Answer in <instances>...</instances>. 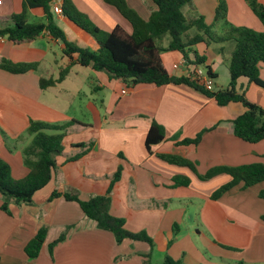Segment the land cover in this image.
<instances>
[{
  "label": "crops",
  "instance_id": "crops-1",
  "mask_svg": "<svg viewBox=\"0 0 264 264\" xmlns=\"http://www.w3.org/2000/svg\"><path fill=\"white\" fill-rule=\"evenodd\" d=\"M0 1L2 27L23 11L24 0ZM71 1L100 30L112 32L120 26L131 32L129 22L105 0ZM126 1L145 20L156 10L150 0ZM224 1L229 24L264 31L246 0ZM218 2L193 0L184 14L204 17L206 24L213 26ZM260 2L264 4V0ZM60 4V0L54 3L55 6ZM53 8L54 21L69 41L81 48L98 50L99 45L92 36L62 14H56ZM28 22L45 23L44 10H30ZM225 29V22H220L213 27V32L219 34ZM193 49L199 56L206 57L205 67H210L217 75V82L213 81L215 90L227 88L230 83L228 63L234 42L200 44ZM190 57L193 61V53ZM182 58L177 52L162 54L163 64L172 76H187L199 67L189 63L188 68H173ZM3 59L38 64L37 70L19 75L0 69V157L11 167L15 180L29 174L23 151L32 141L31 137L24 138L31 121L63 125L75 120L83 126L75 125L68 130L63 153L56 158L52 181L33 196L31 204H11L6 213L1 209L0 194V264H143L147 254H151L155 263L170 257L182 264H242L240 257L212 251L204 242H196L190 233L185 235L179 227L180 232L173 235L176 225H185L194 215L197 223H205L213 229L214 237H219L221 243L235 240L232 248L246 247L248 261H264V222L261 220L264 200L259 197L264 182L245 190L241 183L214 201L211 195L231 181L229 175L202 181L190 169L158 158L160 154L186 158L196 164L202 176L215 167L264 164V141L251 144L234 134L233 120L245 112L241 104L220 107L187 86L141 84L129 87L120 80L110 79L105 72L79 65L72 66L61 83L43 89L41 80L57 79L61 69L70 65V60L63 55V45L48 33L32 42L14 43L0 38V63ZM260 77L264 81V66ZM240 84L247 99L264 109V88L246 80ZM125 89H128L126 95L123 94ZM153 121L164 127L166 141L154 146L149 153L145 140ZM199 133L203 134L198 146L178 145ZM80 144L92 148L86 152L85 148L75 147ZM76 155L81 157L69 161ZM119 168L122 174L111 194V214L125 219L128 231L146 232L153 241L160 239L152 251L145 242L125 240L118 244L115 236L99 229L76 202L64 198L48 201L54 191L77 190L83 201L103 196ZM176 176L189 177L191 185L172 188ZM194 196L204 198L203 202H186ZM43 227L48 229L45 243L39 256L30 259L25 247ZM65 231V241L58 244L51 255L50 244ZM195 232L200 235L197 228Z\"/></svg>",
  "mask_w": 264,
  "mask_h": 264
},
{
  "label": "trees",
  "instance_id": "trees-1",
  "mask_svg": "<svg viewBox=\"0 0 264 264\" xmlns=\"http://www.w3.org/2000/svg\"><path fill=\"white\" fill-rule=\"evenodd\" d=\"M57 0H24L23 11L12 17L11 21L0 27V38H7L14 43L32 42L45 33L51 35L53 40L63 45V55L70 60V65L61 69L57 79L41 80L43 89L54 86L65 80L72 66L90 67L96 72H105L112 80H120L129 87L137 85H152L163 87L168 85L187 86L205 97L214 100L220 107L232 103L241 104L245 112L233 120L234 134L237 138L251 144L264 141V109L251 103L241 87L240 81L246 80L249 84L264 88V81L260 77V69L264 66V31L258 32L247 27H236L227 22V4L219 0L215 11V23L209 26L204 17H187L183 10L192 6L193 0H150L156 10L148 20L143 19L136 10L130 7L126 0H105L114 6L131 25V32L117 26L112 32H104L95 26L87 16L81 14L71 0H60L62 15L75 24L79 29L92 36L98 43L97 51L81 48L69 41L66 33L56 25L52 8ZM247 5L264 27V4L260 0H246ZM42 9L45 12L46 22L32 24L28 22V12ZM225 22L226 29L222 34L213 32V27ZM234 42V49L228 63L230 76L229 86L225 89L215 90L208 88L200 82L193 81L191 75L172 76L165 68L162 54L177 52L189 63L195 66L204 65L206 57H201L193 49L195 46L212 43L223 44ZM193 53L194 60L190 55ZM37 63H13L3 59L0 69L11 74L19 75L35 71ZM209 77L215 81L217 75L213 74L210 67H206ZM191 74V73H190ZM214 83V82H213ZM75 125H81L73 120L63 125H52L44 122L31 121L26 132L31 137V143L24 149L23 157L29 174L21 180H15L11 167L0 157V194L3 198L2 211L9 213V206L29 205L33 196L45 188L53 179L57 168L56 158L64 150L63 140L68 130ZM83 126V125H81ZM199 133L193 139H184L179 146H198L202 139ZM166 141L164 127L156 121L148 131L145 147L150 153L152 148ZM85 148L86 152L92 148L85 144L76 145ZM81 155H76L69 161L78 160ZM158 158L168 164L190 169L202 181H208L222 174L231 177V181L216 190L210 197L218 200L224 194L243 183L242 189H248L264 182V164H251L240 167H215L205 175H199L196 164L178 155L160 154ZM122 168H119L111 180L108 192L103 196H92L89 200L80 199L77 190L64 193L54 191L49 202L64 198L69 202L79 204L85 216L97 223L101 230L112 233L118 244L125 240L147 243L151 251L154 249L153 239L146 233H132L126 228L123 218L111 214V194L115 184L120 180ZM172 188L189 187L191 179L186 176H176L172 180ZM264 200V190L259 193ZM261 220L264 222V215ZM175 230H178L176 225ZM48 229L41 228L37 235L25 247L28 258L35 259L39 256L45 243ZM67 231L49 246L50 254L54 248L65 241ZM143 264H182L170 257L162 263L151 260V254L144 256Z\"/></svg>",
  "mask_w": 264,
  "mask_h": 264
},
{
  "label": "rangeland",
  "instance_id": "rangeland-1",
  "mask_svg": "<svg viewBox=\"0 0 264 264\" xmlns=\"http://www.w3.org/2000/svg\"><path fill=\"white\" fill-rule=\"evenodd\" d=\"M188 10H189V8L186 7L184 9V13H187ZM220 34H222V33L220 32L219 35ZM199 68L201 71H203L205 74H207V69H206L205 65H200ZM219 70L220 71L222 70L221 66L219 67ZM221 76L223 77V75H221ZM217 80L218 79L216 78L215 81L217 82ZM212 88L217 89V87L214 85ZM24 138L26 139L27 136H25ZM71 138L72 137H70V140H71ZM188 190L189 189H187L186 191H188ZM189 193L190 192H187V194H189ZM191 193L193 194L194 192H191ZM197 195H199V194H197ZM187 196H190V195H187ZM202 200H204V198L201 199L200 197L194 196V198H192V199H190V198L187 199L186 202H191V203L199 202V203H201V202H203ZM196 217L197 216L194 215V218L192 219V216H190L187 219L185 225H182V224L177 225L179 227L180 231H182V232L184 231L185 235H189V233H190V235H192V238L194 240H196V242H200V241L204 242L205 244H207V247L209 249L210 248L212 249V251L215 250L218 253H223V254L228 253V254H233L236 257L237 256L240 257V261L242 264H247V263H249V264H264V261H259V260L248 261L249 260V257H248L249 252H248L246 247H240V249L232 248L231 246L234 244L235 240H230L227 243L225 241H223V243H221L219 237H214L213 229H211V227H208V225L205 223H202V224L197 223V221H195L197 219ZM196 228L199 230L200 235H198V233L195 232ZM179 232H178V230H175V228H173V235H176ZM159 243H160V239L154 240V244L159 245ZM239 244L243 245L242 243H239Z\"/></svg>",
  "mask_w": 264,
  "mask_h": 264
},
{
  "label": "built area",
  "instance_id": "built-area-1",
  "mask_svg": "<svg viewBox=\"0 0 264 264\" xmlns=\"http://www.w3.org/2000/svg\"><path fill=\"white\" fill-rule=\"evenodd\" d=\"M0 4H1V1H0ZM54 12L56 14H62V10H61V7L59 5H54ZM189 67V62L185 59V58H182L180 62H177L173 65V68H179V67ZM188 75H191V79L193 81H197V82H200L201 84H203L204 86L208 87V88H212L214 83H213V80L209 77L208 73L205 74L203 71L200 70L199 67H197L195 69V71L193 73H188ZM128 93V89H125L123 91V94L126 95Z\"/></svg>",
  "mask_w": 264,
  "mask_h": 264
}]
</instances>
